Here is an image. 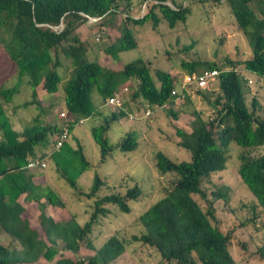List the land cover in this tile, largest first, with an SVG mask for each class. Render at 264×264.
Listing matches in <instances>:
<instances>
[{
	"label": "trees",
	"instance_id": "16d2710c",
	"mask_svg": "<svg viewBox=\"0 0 264 264\" xmlns=\"http://www.w3.org/2000/svg\"><path fill=\"white\" fill-rule=\"evenodd\" d=\"M224 2L231 9L234 25L246 38L251 56L243 60L227 56L221 60L180 62L184 75H198L206 69L220 70L215 87L210 84L196 88V94L204 101L213 96L218 107L216 115L205 119L200 111L193 109L189 131L173 125L180 138L177 145L189 151L191 159L173 161L162 151H156L157 172L172 174L176 179L172 186L165 188L163 197L138 216L144 232L129 238L114 232L95 249L88 234L98 223L99 216H107L106 205H115L128 213L131 210L129 202L141 198L143 190L134 184L126 187L124 194L112 192L99 197L97 192L105 182L95 173L90 190L79 191L77 179L91 168V164L78 138L72 135L75 125L100 113V106L106 104L115 91L123 87L129 89L122 106L115 108L104 123L91 129L99 147L100 162H104L115 147L124 151L138 146V133L133 130L112 144L107 135L110 122L129 113L142 111L143 115L145 110L152 112L159 107L177 119L181 111L173 110L172 105L176 99H181L180 104L185 105L190 94L180 85L177 76L159 68L152 71L140 58L126 63L119 71L88 60L87 46L81 41L78 29L90 18L95 19L90 26L105 28L113 26L118 16L122 17L126 22L120 28L121 34L102 47L103 53L114 61L120 52L138 45L129 23L143 25L150 21L151 27L156 29L164 19L172 29L177 23L186 21L189 7L176 4L175 0H147V13L132 17L123 14L132 0H0V42L10 66L9 77L0 81V229L20 244L19 249H12L0 242V264H32L41 258L49 264H112L133 242L156 249L161 257L160 264H235L230 250L233 231L223 232L214 223V200L221 199L227 205L228 189L216 185L211 191L212 199H208L202 185L225 168L230 145L240 146L237 174L263 209L264 226V154L252 153L253 149L264 146V115H255L259 105L256 96L252 97L251 109L247 105L244 86L251 81L242 73L251 71L264 77V0ZM63 59L70 60L72 75L61 85L58 70ZM14 78L16 82L7 86ZM22 84L30 89L32 98L24 106L33 104L38 112L21 130H16L4 105L12 102ZM39 89L44 91L41 96ZM57 92L62 97L41 102L43 95ZM94 92L99 104L92 100ZM57 103H62L69 117L67 121L46 120ZM65 128L68 136L56 148L57 138ZM69 138L75 141L76 148L70 145ZM48 158H53L60 177L78 197L93 200L94 209L84 224L81 225L74 215L55 219L46 214L45 202L61 206L62 201L53 189L42 186V174L35 180L37 173L30 170L38 168H28L27 164L34 159L46 161ZM200 198H204V204L198 202ZM28 204H34L39 211L35 215L36 225L24 215ZM58 241L63 250L72 253H78L85 242L94 253L84 258L56 257ZM257 256L264 261V243L258 247Z\"/></svg>",
	"mask_w": 264,
	"mask_h": 264
},
{
	"label": "rangeland",
	"instance_id": "374dc122",
	"mask_svg": "<svg viewBox=\"0 0 264 264\" xmlns=\"http://www.w3.org/2000/svg\"><path fill=\"white\" fill-rule=\"evenodd\" d=\"M146 2L147 0H132L129 9L123 10L124 16L126 14L132 17L143 16L148 11ZM167 2L172 4L170 1ZM225 2L224 0H175L176 4L182 3L188 6L189 12L186 21L177 23L172 29L167 26L164 19L156 29L151 27L150 21H146L143 25L129 23L138 45L133 49L120 52L114 61L109 55L103 53L102 47L108 42L115 41L121 34L120 28L126 22L121 19L122 17L118 16L113 26L105 28L90 26L95 21L94 18H90L86 24L79 27L78 33L81 41L86 43L88 60L100 62L105 67L119 71L126 63L140 58L152 71L159 68L177 76L182 86V79L185 76L180 66L182 60L212 61L221 60L227 56L234 60H243L251 56L246 38L234 25V16ZM121 7H124V3ZM128 10L129 13H127ZM158 14L163 18L159 12ZM191 44V48H184ZM8 60L0 42V81L9 73ZM58 72L62 77L61 85H63L65 80L72 75L70 60L63 59V64ZM242 73L251 81L244 86L247 105L251 109L252 97L256 96L259 105L255 115L263 116L264 77L251 71H242ZM117 76H119L118 73ZM15 82L14 78L7 86ZM212 84L215 87L217 80ZM22 85V89L14 95L12 102L4 105L6 114L16 130H21L38 112L33 104L24 106L32 98L30 89L24 84ZM185 89L190 94L186 104L181 105V99H176L172 105L173 110L181 111L178 113L177 119H173L166 114L164 108L159 107L152 110L147 116L142 115V111H138L133 112V118L125 116L110 122L107 135L112 144L117 143L126 132L133 130L138 133V146L133 150L124 151L115 147L104 162H100L99 147L92 137L91 129L95 125L104 123L105 118L111 116L115 107L103 104L99 108L100 113L75 125L72 135L78 138L85 157L91 164V168L83 172L77 179L79 191L88 192L90 190L95 173H98L105 182L97 192L99 197L112 192L124 194L126 187H131L134 184H138L143 190L141 198L129 202L131 210L128 213L120 211L115 205H106L109 209L107 216H99L98 223L93 225V230L88 234V239L95 249L100 247L114 232H120V235L126 238L132 234L139 235L144 232V227L137 219L138 216L163 197L165 188L172 186L176 179L172 174L161 175L157 172L154 159L156 151H162L173 161L191 159V153L177 145L180 138L176 135L173 125L189 131L193 119L190 113L193 109L200 111L205 119L216 115L218 107L214 104L213 96L211 100L204 101L196 94V87L186 86ZM38 91L40 96L44 93L40 89ZM59 91L62 94V87ZM128 93L129 89L123 91L124 99L128 98ZM61 94L57 92L53 95L48 94L50 96L43 95L41 102L52 100L55 96L60 98ZM92 100L99 104L96 92L92 94ZM62 111H65L62 103H57L56 109L50 115L48 114L46 120L64 122V117L60 116ZM68 142L71 146L77 147L72 138H69ZM35 150L38 152L39 149ZM241 150L240 146L231 144L225 168L214 173L211 180L205 182L202 188L208 199H212L211 191L215 189L216 185H222L223 189H228L229 201L227 205L221 199L214 200V207H216L214 223L223 232L233 231L230 250L235 264H264V261H261L257 256L258 247L264 243L263 209L256 204V198L249 188L240 182L237 174L239 165L237 155ZM252 153L253 155L264 154V146L253 149ZM30 172L37 173L36 181L39 180V174H42L44 180L42 186L53 189L62 201L61 206H53L45 202L47 215L55 219H66L74 215L81 225L89 219L94 209L93 200L85 199L83 196L78 197V193L60 177L53 158L46 159V167L42 170L35 169ZM119 183H122V186ZM198 202L204 204V198L198 199ZM27 207L28 211L24 215L36 225L35 215L39 211L34 204H28ZM0 242L12 249L20 248L19 242L14 241L11 235L3 229H0ZM241 244H244L245 247L243 248ZM57 249L56 257L84 258L94 253V250L85 242L78 253L63 250L61 241H58ZM160 263L161 257L157 250L148 248L141 242H133L128 245L126 252L112 262V264ZM32 264H49V262L41 258L38 263Z\"/></svg>",
	"mask_w": 264,
	"mask_h": 264
},
{
	"label": "built area",
	"instance_id": "2783aa9c",
	"mask_svg": "<svg viewBox=\"0 0 264 264\" xmlns=\"http://www.w3.org/2000/svg\"><path fill=\"white\" fill-rule=\"evenodd\" d=\"M220 70L219 69H206L203 70L200 74H192V75H185L182 79V87L186 86H194L196 88H202L206 87L213 83L218 77ZM127 88L123 87L122 89H119L113 93L110 97L107 98L106 104L113 106L115 108H120L122 106L123 102V91H126ZM174 93V91L172 92ZM150 110L147 109L144 112V115L147 116L150 114ZM60 116L67 121L69 117L67 116V113L61 112ZM129 118H133L134 114L129 113ZM68 136L67 129L65 128L63 133L57 138L56 148L60 147L62 144V141L66 139ZM28 168H38L39 170H42L46 167V161L45 159H34L28 162L27 164Z\"/></svg>",
	"mask_w": 264,
	"mask_h": 264
},
{
	"label": "clouds",
	"instance_id": "9594fccd",
	"mask_svg": "<svg viewBox=\"0 0 264 264\" xmlns=\"http://www.w3.org/2000/svg\"><path fill=\"white\" fill-rule=\"evenodd\" d=\"M83 121H84V120H82L81 122H83ZM81 122H80V123H81Z\"/></svg>",
	"mask_w": 264,
	"mask_h": 264
}]
</instances>
